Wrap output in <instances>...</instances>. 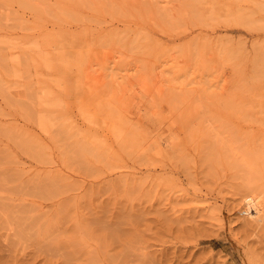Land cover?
I'll list each match as a JSON object with an SVG mask.
<instances>
[{
	"label": "rangeland",
	"instance_id": "1",
	"mask_svg": "<svg viewBox=\"0 0 264 264\" xmlns=\"http://www.w3.org/2000/svg\"><path fill=\"white\" fill-rule=\"evenodd\" d=\"M24 2L0 0V196L40 223L0 226V264H264V0L201 22L184 0Z\"/></svg>",
	"mask_w": 264,
	"mask_h": 264
},
{
	"label": "bare ground",
	"instance_id": "2",
	"mask_svg": "<svg viewBox=\"0 0 264 264\" xmlns=\"http://www.w3.org/2000/svg\"><path fill=\"white\" fill-rule=\"evenodd\" d=\"M15 1V0H14ZM24 1H27L28 2V0H24ZM23 0H16V2H19V3H21L22 4V7H23V4H25L26 2H24ZM185 2H183V3H185V6H187V9H189V11L190 12H193L194 13V15L196 14L197 16V20H199V22H201V21H203L204 19L206 20L207 18H208V20H209V18L210 17H212V16H214L213 14H215L214 13V9H215V4H213L212 2H213V0H211V2L210 3H208V1L209 0H184ZM27 4V3H26ZM20 7H21V5H19ZM27 6V5H26ZM25 6V7H26ZM29 6V5H28ZM28 6H27V8H28ZM32 7V6H31ZM220 8V7H219ZM218 9V8H217ZM216 9V10H217ZM221 9V8H220ZM219 9V11H221ZM216 10H215V12H216ZM223 11H226L225 9L223 10ZM227 12V11H226ZM218 13V12H217ZM224 14H225V12H223ZM222 13V14H223ZM193 15V17H195ZM221 15H219L218 14V16L217 17H220ZM222 16H224L225 17V15H222ZM210 19H213V17L212 18H210ZM201 20V21H200ZM218 20V19H217ZM238 20H240V18L238 19ZM238 20H236V21H238ZM215 21V20H214ZM246 21V20H245ZM213 22V21H212ZM240 22H241V20H240ZM205 23H206V21H205ZM210 23V22H209ZM243 24V23H242ZM244 24H246V23H244ZM247 26V25H246ZM145 34V33H144ZM139 42H137V45L139 46V44H138ZM136 45V44H135ZM137 47V46H136ZM224 47V46H223ZM232 47H230V48H227V47H224V49L226 50L227 49V51H230V50H232L231 49ZM241 48H242V46H241ZM241 48L239 49L240 51H242L241 50ZM220 49H222V48H220ZM228 49H230V50H228ZM238 49L236 50V51H238ZM239 51V53H243V52H240ZM221 52V51H220ZM232 52V51H231ZM233 54H234V52H232ZM264 52H262V53H259L258 55L259 56H262V54H263ZM161 54V53H160ZM221 54H226L225 56L226 57H228V53H223V52H221ZM256 55H257V53H255ZM236 55V54H235ZM234 55V56H235ZM243 55V54H242ZM241 56V55H240ZM244 56V55H243ZM248 56V55H247ZM254 57H255V55H253ZM232 59L234 58V57H232V56H230ZM249 57V56H248ZM257 57V56H256ZM255 57V58H256ZM263 57H264V55H263ZM263 57H258V58H251V60H253L252 61V63H254L253 65H252V68L254 69L252 72V74L255 76V77H259V78H261V76H264V75H261L262 73L264 74V72L261 70V64H263ZM229 58V57H228ZM247 58V57H246ZM263 58V59H262ZM230 59V58H229ZM232 59L231 60H228L229 62H231L232 61ZM236 59H239L238 57L236 58H234L233 60H236ZM263 60V61H262ZM226 61H227V59H226ZM234 62V61H233ZM234 64H236V62L234 63ZM231 65H233V63H231ZM263 70H264V68H263ZM264 78V77H263ZM107 107V106H106ZM108 108V107H107ZM251 110V109H250ZM258 110H260V109H258ZM108 111H109V108H108ZM263 115V114H262ZM118 119V118H117ZM119 120V119H118ZM120 122L121 121H123L122 119L121 120H119ZM58 136H60L59 134L57 135V137ZM60 137H63L62 135L60 136ZM255 137V136H254ZM67 138V137H66ZM59 139V138H58ZM61 139V138H60ZM59 139V140H60ZM253 139V138H252ZM255 140V139H254ZM259 140V139H258ZM61 141H62V143H63V141L64 140H62L61 139ZM65 141H67V139H65ZM64 141V143H63V147H65L64 145H66L67 144V142H65ZM22 142V141H21ZM21 142H20V140H18L17 141V143H19V144H21ZM209 142V141H208ZM213 142V144H214V141H212ZM255 142H257V140L255 141ZM23 143V142H22ZM25 143V142H24ZM23 143V144H24ZM210 144L208 145L207 144V148H208V150H210L211 152L212 151H215V147H213V146H215V145H213V144H211V140H210V142H209ZM83 144H85V143H82V142H78V143H76V146H75V150L78 152H80L81 151V153L82 154H93V155H96V153L95 152H93L92 151V149L87 145V147H85L86 145H83ZM118 144H119V146L123 149V150H125V151H129L130 149H132V148H135V147H137V141H136V137L134 136V135H130V136H122V135H118ZM28 144L26 143V145H20L21 147H25L26 148V150L28 149V146H27ZM83 145V146H82ZM212 145V146H211ZM66 146H69V142H68V145H66ZM69 148V147H68ZM210 148V149H209ZM212 148V149H211ZM24 149V148H23ZM64 149V148H63ZM65 149L67 150V147H65ZM79 149V150H78ZM214 149V150H213ZM28 151V150H27ZM218 151H219V148H218ZM28 153V152H27ZM68 153H70V152H68ZM222 153V152H221ZM38 154V153H37ZM225 154V153H224ZM223 154V155H224ZM34 155H36V154H34ZM40 155V154H39ZM39 155L37 156V157H39ZM75 155V154H74ZM74 155H72V159H75L76 158V155L74 156ZM249 155V154H248ZM248 155H247V158H248ZM253 155V154H252ZM255 156V155H254ZM75 157V158H74ZM249 157H251V155L249 156ZM71 159V160H72ZM252 160V159H251ZM229 161V160H228ZM232 161V160H231ZM231 164V163H230ZM48 181H45V182H43L44 184H39L38 185V189L40 190V188H42L43 189V187L45 186V188H47V190L49 189L50 190V187L51 186H53V181H52V179H47ZM58 183V182H57ZM40 186H42V187H40ZM52 188V187H51ZM54 188V187H53ZM44 190V189H43ZM47 190H44V193H45V191H46V193H47ZM51 190H55V189H51ZM42 192V191H41ZM50 192V191H49ZM54 192V191H53ZM43 193V194H44ZM51 193V192H50ZM49 194V193H48ZM47 194V195H48ZM12 201V198H11V196H9L8 194H4L2 197L0 196V218H1V216H3L2 217V219H0L1 221H2V224H0V226H1V228H4L5 229V231L7 232L6 233V236L7 235H9V237L12 235L11 234V230H12V227H13V224H14V222H16L14 225L16 226L17 224V230H18V228H19V231L17 232L16 231V229H14L15 231H14V234H17V233H19V234H17L18 236H21L22 235V233L21 232H25L24 234L26 235V233H28L29 234V232L31 233V234H33V232H31L33 229L34 230H36L35 228H33L34 226H35V223L34 222H37L38 220L40 221V216H37L36 215V213L38 212V211H40V209L39 208H37V207H35L33 204H31V203H29L28 204V209L26 210V208L25 207H17V205H16V207L14 206V204H13V202H11ZM33 203V202H32ZM20 205H22V204H20ZM15 208H18V209H16L15 210ZM28 212V213H27ZM24 214H27V219H26V215H24ZM29 215H30V217H29ZM22 216H25L24 217V219H25V221L23 220V217ZM32 217H34V220H35V218H36V221H33V218ZM37 218H38V220H37ZM38 221V222H39ZM1 223V222H0ZM40 223V222H39ZM37 224V223H36ZM14 226V227H15ZM13 227V228H14ZM38 229V228H37ZM26 231H28V232H26ZM36 232V231H35ZM34 232V233H35ZM21 234V235H20ZM36 234V233H35ZM22 236H24V235H22ZM29 236H31V235H28V238H29Z\"/></svg>",
	"mask_w": 264,
	"mask_h": 264
}]
</instances>
